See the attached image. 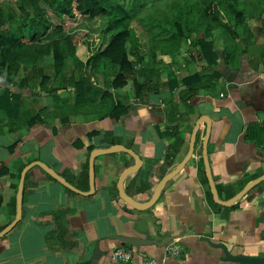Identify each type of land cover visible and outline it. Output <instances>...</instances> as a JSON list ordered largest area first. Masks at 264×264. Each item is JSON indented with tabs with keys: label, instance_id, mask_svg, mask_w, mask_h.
Returning a JSON list of instances; mask_svg holds the SVG:
<instances>
[{
	"label": "crops",
	"instance_id": "0c3cea01",
	"mask_svg": "<svg viewBox=\"0 0 264 264\" xmlns=\"http://www.w3.org/2000/svg\"><path fill=\"white\" fill-rule=\"evenodd\" d=\"M20 7L30 10L28 0H0V16L9 19L13 12L20 19ZM8 28L7 23L3 29ZM217 36L214 67L190 46L175 60L159 57L158 80L147 83L138 73L128 75L121 99L113 90L116 69L104 63L87 68L67 56L60 70L51 65L43 71L36 53V59L21 56L0 68V234L16 219L18 187L30 168L21 219L0 237V264H90L98 246L107 252L99 264H136L163 256L164 247H133V262H115L109 253L122 246L111 238L115 235L159 242L174 237L185 257L169 258L167 264H232L201 237L234 255L264 256V181L232 206L214 205L207 195L205 147L223 202L264 176V51L254 46L248 51L254 44L249 42L227 62L224 49L230 51V45L219 48ZM129 57L136 59L131 51ZM195 74L212 77L215 88L183 99V80ZM82 81L92 89L80 104ZM135 81L145 86L141 96ZM119 105L127 113L117 120L112 114ZM194 132L191 160L152 208L138 210L122 200L120 177L139 164L124 190L138 203L150 201L162 179L189 154ZM115 147L129 150L138 161L127 152L100 154L91 195L64 187L37 165L88 193L91 153Z\"/></svg>",
	"mask_w": 264,
	"mask_h": 264
},
{
	"label": "trees",
	"instance_id": "16d2710c",
	"mask_svg": "<svg viewBox=\"0 0 264 264\" xmlns=\"http://www.w3.org/2000/svg\"><path fill=\"white\" fill-rule=\"evenodd\" d=\"M182 3L176 0L165 3L161 8V23L155 21L149 26L134 15L126 18L127 25L124 26L125 23L111 17L109 7L111 4L116 6L117 0H28L30 10L20 7L17 11L22 15L20 19L13 12L9 19L0 16V68L15 64L21 56L35 58L36 53L43 62V71L51 65L60 70L67 56L77 57L87 68L104 63L116 69L113 90L121 99L129 84L128 75L138 73L147 83L148 79L158 80L161 77L159 57L175 60L190 46L197 47V54L205 64L214 67L219 41L216 30L223 28L235 47H239L241 42L253 38V20L264 17V0H183ZM123 6L128 8L129 4ZM169 12L174 15L172 20ZM7 23L9 28L3 29ZM192 35L196 36L194 41ZM130 51L136 56L135 60H130ZM224 52L228 62L232 51L224 49ZM183 84V99L215 88L212 77L199 74L184 78ZM133 85L141 96L140 91L145 86L136 81ZM91 89V83L88 86L84 81L80 82L81 98L77 102L84 103ZM125 113L127 108L119 105L112 116L118 120ZM207 195L214 204L210 189Z\"/></svg>",
	"mask_w": 264,
	"mask_h": 264
},
{
	"label": "water",
	"instance_id": "95a60500",
	"mask_svg": "<svg viewBox=\"0 0 264 264\" xmlns=\"http://www.w3.org/2000/svg\"><path fill=\"white\" fill-rule=\"evenodd\" d=\"M195 144H196V132L193 133V137L191 140V145H190V152L187 155V157L185 158V160L179 164L175 169H173L171 172H169L160 182V184L158 185L154 195L152 196L151 200L146 202V203H138L136 202L133 198H131L130 196H128L124 190V182L125 180L133 175L134 173H136L139 169V164H137L136 166L128 169L127 171H125L119 180V185H118V189L120 192V197L122 198L123 201H125L127 204H129L130 206H132L135 209L138 210H148L150 208H152L160 199V196L163 192V190L165 189L166 185L175 178V176L185 167V165L191 160L193 154H194V150H195ZM207 145V143H206ZM101 152H105V153H101ZM116 152H127L129 154H132V156L134 158L137 157L135 155H133L132 152H130L129 150L123 148V147H115V148H111V149H107V150H94L91 153L90 156V162H89V178H90V192L88 193H83L80 192L79 190H77L74 186H72L71 184H69L66 180H64L61 176H59L55 171L51 170L50 168H48L47 166H45L42 163L37 164L38 166H40L48 175H50L52 178H54L55 180H57L60 184H62L64 187L79 193V194H83V195H91L94 193L95 191V164L94 161L95 159L100 155V154H110V153H116ZM204 164H205V171H206V175L208 178V182H209V188H210V192L212 194L213 200L216 204H220L223 206H232L234 203L238 202L239 200H241L251 189H253L254 186H256L257 184H259L260 182L264 181V176L258 180H255L253 182H251L249 185H247L245 187L244 190H242L237 196H235L233 199L227 201V202H223L220 200L216 186H215V182L213 180V176L211 173V168H210V164H209V160H208V156H207V147L204 148ZM138 161V160H137ZM138 166V167H137ZM30 168H28L25 172H23L21 180H20V184L18 187V192H17V198H16V207H17V216L16 219L14 220V222L12 224H10L1 234V236H4L5 234H7L8 232H10L15 226L16 224L19 222V220L21 219L22 216V207H23V199H24V182H25V177H26V173ZM113 240H118L121 242L122 246H131V247H143V246H150V245H156L158 247H165L168 243L172 242L174 240V237H168L166 240L164 241H155V240H144V239H140L137 238L135 236H124V235H115L111 237ZM201 240L206 242L209 246H211L214 249H217L220 251L221 256L220 259L224 262H228V263H232V264H264V256H250V255H234L232 254L229 249L221 244V243H215L213 242L211 239L206 238V237H201ZM107 252L106 251H102L100 250L99 246L97 247L93 258L90 262V264H99L100 260L106 256Z\"/></svg>",
	"mask_w": 264,
	"mask_h": 264
},
{
	"label": "rangeland",
	"instance_id": "374dc122",
	"mask_svg": "<svg viewBox=\"0 0 264 264\" xmlns=\"http://www.w3.org/2000/svg\"><path fill=\"white\" fill-rule=\"evenodd\" d=\"M171 1L172 0H117V5H116L117 7L111 4L109 9L111 12V17L114 21H116L117 19V21H120V23H125L127 21L126 18L128 16L138 15L143 20V22L145 21V23H147L150 26L151 24H154L155 21L161 23V19H163L162 17L163 11H161V8H164L165 3ZM176 1L179 4H183L182 3L183 0H176ZM247 1H254V0H247ZM124 3L129 4L128 8H125L123 6ZM115 10L117 11V13H114ZM168 16L169 19L172 20L174 15L172 12H169ZM253 22H252L253 25L251 27L253 38L249 42H253L254 44L249 47L248 51L254 50L251 49L253 46L255 49H260L264 51V17H262V19L260 20H253ZM125 25H127V23H125L124 26ZM135 25H137L138 28L141 29V27L138 24L135 23ZM216 32L217 34H219V36L222 39V42H219L217 46L221 48L224 44L230 45L229 48L230 51H232L231 54L234 56L241 53L243 51V48L244 47L246 48L247 43H249L243 41L240 43L239 47L238 46L235 47L234 42L231 40L230 36L226 33V31L223 28L217 29ZM192 38L196 39V36L193 35ZM197 58H199V56H197ZM163 62L166 61L163 60ZM161 64L162 62L160 63V65Z\"/></svg>",
	"mask_w": 264,
	"mask_h": 264
},
{
	"label": "built area",
	"instance_id": "2783aa9c",
	"mask_svg": "<svg viewBox=\"0 0 264 264\" xmlns=\"http://www.w3.org/2000/svg\"><path fill=\"white\" fill-rule=\"evenodd\" d=\"M135 249L131 246H120L109 253L111 260L121 263H130L134 261ZM185 257V248L179 241L168 243L164 247V253L161 258L145 257L136 264H167L169 258Z\"/></svg>",
	"mask_w": 264,
	"mask_h": 264
}]
</instances>
